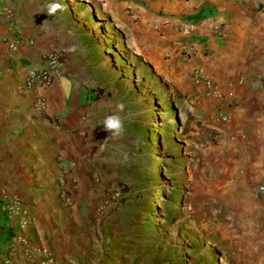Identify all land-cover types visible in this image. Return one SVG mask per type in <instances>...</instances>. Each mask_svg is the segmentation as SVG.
<instances>
[{"label": "rangeland", "instance_id": "1", "mask_svg": "<svg viewBox=\"0 0 264 264\" xmlns=\"http://www.w3.org/2000/svg\"><path fill=\"white\" fill-rule=\"evenodd\" d=\"M92 1L0 0L2 13L10 9L27 18L63 20L68 12L65 35L76 41L70 45L73 76L89 99L79 137L94 170L83 213L69 228L64 224L52 254L39 246L38 251L29 237L33 252L41 254L39 264L48 259L51 264H166L199 247L215 264H264V78L230 63L216 69L229 96L221 91L215 97L196 86L190 59L164 52L149 61L125 26ZM52 3L61 8L49 13ZM169 101L177 105L176 116ZM229 108L231 119L223 121L220 111ZM155 110L164 123L177 125L171 129L174 142L152 139L159 120ZM111 114L124 124L118 136L101 125ZM150 146L154 157L147 154ZM174 157L182 163L170 174ZM64 163H73L78 179V165L63 161L61 167ZM162 164L167 170L158 172ZM171 185L183 189L184 198L175 222L159 192ZM77 188L78 183L74 193ZM59 198L71 204L60 193ZM191 259L186 264H195L197 258Z\"/></svg>", "mask_w": 264, "mask_h": 264}, {"label": "crops", "instance_id": "2", "mask_svg": "<svg viewBox=\"0 0 264 264\" xmlns=\"http://www.w3.org/2000/svg\"><path fill=\"white\" fill-rule=\"evenodd\" d=\"M224 1L92 2L100 3L110 18L125 26L131 43L149 61L164 52L182 55L191 60L194 69L204 68L214 76L226 94L218 68L225 70L234 63L264 78V15L260 12L264 0ZM15 14L24 43L11 51L6 42L11 31L9 17L0 11V200L5 193H18L30 207L32 221L21 227L17 217L0 214V264H39L41 254H21L22 246H12L11 235L26 233L37 248L52 254L58 250L64 224L69 228L68 223L82 216L85 190L90 188L94 170L92 164H86L79 137L89 99L73 76L70 45L76 41L65 35L63 20L68 12L63 20L55 15L35 19ZM53 48L61 52L64 61L62 77L51 87L26 88L28 68L40 64ZM67 81L71 83L69 92ZM196 86L207 92L204 85ZM39 96L46 101L42 108L36 106ZM227 110L223 111L229 113L230 108ZM63 161L78 165V188L70 205L59 198Z\"/></svg>", "mask_w": 264, "mask_h": 264}, {"label": "built area", "instance_id": "3", "mask_svg": "<svg viewBox=\"0 0 264 264\" xmlns=\"http://www.w3.org/2000/svg\"><path fill=\"white\" fill-rule=\"evenodd\" d=\"M6 15L9 17L11 31L6 36V42L11 51H17L19 47L24 43V39L21 35L19 25L17 23L16 14L14 11L8 9L5 10ZM64 63L61 52L58 49H50L42 57L41 63L38 65H32L28 68L25 77V86L28 89L33 88L35 85H42L44 87H51L55 81L59 80L63 75ZM194 82L196 84H202L206 87L207 92L211 95L220 97L222 95L217 83L204 68H198L194 74ZM37 105L42 108L46 105L45 98L39 96L37 99ZM220 118L223 121H229L231 116L229 113L220 111ZM73 163H64L60 169L59 184H60V196L65 202L72 201L74 189L77 187L78 179L74 173ZM0 213L4 216L13 219L17 217L18 224L21 227L29 225L32 221L31 209L24 203L21 196L18 193H5L0 200ZM16 243L22 246L21 254H30L35 248L32 245L29 237L23 233H18L14 238ZM51 259L44 261L43 264H51Z\"/></svg>", "mask_w": 264, "mask_h": 264}, {"label": "trees", "instance_id": "4", "mask_svg": "<svg viewBox=\"0 0 264 264\" xmlns=\"http://www.w3.org/2000/svg\"><path fill=\"white\" fill-rule=\"evenodd\" d=\"M99 93L97 95H95V99H97L99 97ZM167 107H169L170 111H173L175 112V116L177 115V105L175 103H173L172 101H169L168 104H167ZM155 113L159 120H158V124H155L153 126V129L156 130L155 133H153L152 135V139H156L158 142H163L164 139L167 137L168 139L172 140L174 142V139H173V134H174V131L177 130V125L175 124L174 126H171L169 123H164L162 121V119H160V114L158 113V111L155 110ZM144 117H146L147 120H149L150 118V111H147L145 114H144ZM135 116L133 115V119L132 121L133 122H138V119H134ZM143 125H141L142 127ZM145 126V127H144ZM144 126H143V134H144V137L147 136L149 134V129H148V123L145 124L144 123ZM171 129H174V131H172ZM151 137V134L150 136ZM148 145V142L145 141L144 145H142L141 147V152H144L145 153V146ZM148 156L149 155H152V157H154V148L152 146H150L149 148V152H147ZM181 160L179 158H173L172 161L170 162V165H171V169H170V174H174L178 168H179V164H181ZM162 170H165L166 169V165L163 166V164L158 168V172ZM167 170V169H166ZM150 173H152L153 175H156L157 172H153V171H150ZM160 191V194H161V202H162V205L163 206H167L170 210L167 211V216L169 217V220L175 222L180 213H179V207H182L183 206V201H184V198H183V192L182 190L183 189H177L176 186H173L171 185L170 188L164 190L163 188L159 189ZM169 195V197H167V195ZM152 222V221H150ZM200 247L199 248H196V249H190L188 250V252H186V255L183 257L185 258L184 260H181V261H178V258H172L170 262L166 263V264H186L187 260H190L192 258V256H195L197 259L195 261V264H215L214 262V258H211V257H208L206 255L202 256L200 254ZM193 260V259H191Z\"/></svg>", "mask_w": 264, "mask_h": 264}, {"label": "clouds", "instance_id": "5", "mask_svg": "<svg viewBox=\"0 0 264 264\" xmlns=\"http://www.w3.org/2000/svg\"><path fill=\"white\" fill-rule=\"evenodd\" d=\"M59 8H61V5L59 3H52L49 6L48 12L54 13ZM117 109L119 111H123L124 105L118 104ZM101 125H103L104 130L109 132L111 136H118L124 131L123 121L121 120L120 116L117 114L107 115Z\"/></svg>", "mask_w": 264, "mask_h": 264}, {"label": "water", "instance_id": "6", "mask_svg": "<svg viewBox=\"0 0 264 264\" xmlns=\"http://www.w3.org/2000/svg\"><path fill=\"white\" fill-rule=\"evenodd\" d=\"M65 88H66V90H67V92H69L70 90V88H71V83H70V81H67V83L65 84Z\"/></svg>", "mask_w": 264, "mask_h": 264}]
</instances>
